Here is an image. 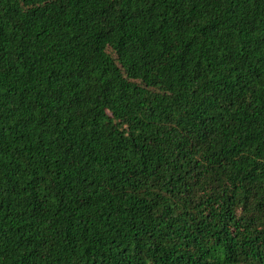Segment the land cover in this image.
I'll return each mask as SVG.
<instances>
[{"label": "trees", "instance_id": "obj_1", "mask_svg": "<svg viewBox=\"0 0 264 264\" xmlns=\"http://www.w3.org/2000/svg\"><path fill=\"white\" fill-rule=\"evenodd\" d=\"M0 264H264V0H0Z\"/></svg>", "mask_w": 264, "mask_h": 264}]
</instances>
